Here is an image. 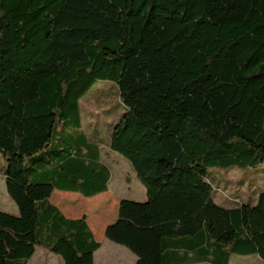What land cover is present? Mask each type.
Instances as JSON below:
<instances>
[{
  "label": "trees",
  "instance_id": "obj_1",
  "mask_svg": "<svg viewBox=\"0 0 264 264\" xmlns=\"http://www.w3.org/2000/svg\"><path fill=\"white\" fill-rule=\"evenodd\" d=\"M101 85L123 107L106 145L81 114ZM103 145L146 190L120 202L107 240L142 264H264V191L219 201L209 178L264 164V0H0L5 187L16 219L34 218L25 256L0 252V264H28L36 248L95 264L87 218L51 197L107 193Z\"/></svg>",
  "mask_w": 264,
  "mask_h": 264
},
{
  "label": "rangeland",
  "instance_id": "obj_2",
  "mask_svg": "<svg viewBox=\"0 0 264 264\" xmlns=\"http://www.w3.org/2000/svg\"><path fill=\"white\" fill-rule=\"evenodd\" d=\"M107 88V90H103ZM103 90V91H101ZM81 114L83 130L87 137L98 144H108L112 126L123 114V107L116 91L110 86H99L92 93L87 94L81 101ZM103 145V161L110 167L112 178L110 190L107 194L92 198H84L79 194H64L55 192L52 203L59 206L68 218L78 219L85 216L98 242L102 244L101 250L95 255L96 264H137L138 258L126 248L116 245L105 237L106 226L113 224L119 213V206L114 200L146 201V190L138 179L131 163L121 154L111 151ZM30 159L27 160V164ZM7 163L0 154V252L10 255L25 256L26 249L31 244V233L27 232L24 223L16 219L18 209L9 199L5 187V172ZM209 178L217 192V199L222 201L223 195L232 200L251 201L264 191V164L257 169L246 170H210ZM223 192V193H222ZM64 194L69 204L58 202L57 195ZM61 202V203H60ZM104 258V262L101 261ZM130 257V258H129ZM30 264H64L58 256L44 250L36 249ZM231 264H262L256 256H234Z\"/></svg>",
  "mask_w": 264,
  "mask_h": 264
},
{
  "label": "crops",
  "instance_id": "obj_3",
  "mask_svg": "<svg viewBox=\"0 0 264 264\" xmlns=\"http://www.w3.org/2000/svg\"><path fill=\"white\" fill-rule=\"evenodd\" d=\"M103 155V149L101 148V156ZM102 160H103V157H102ZM104 162V161H103ZM105 163V162H104ZM109 190H110V186H109ZM55 192H60V193H64V194H71V193H73V192H67V191H60V190H55L54 192H53V194H52V196L54 195V193ZM109 192V191H108ZM107 192V193H108ZM107 193H105V194H107ZM64 194H58L57 196V200H58V202L59 201H61L63 204L62 205H64L65 203H67V204H69L70 202H68V201H66V197L67 196H65ZM74 194H79V193H74ZM80 196H82L81 194H79ZM101 195H103V194H101ZM100 196V195H99ZM83 197V196H82ZM85 198V197H84ZM51 199H52V197H51ZM115 201V203L119 206V204H120V202H121V200H114ZM60 202V203H61ZM51 203H52V201H51ZM53 204V203H52ZM55 205V204H54ZM55 206H57V205H55ZM58 208H59V206H57ZM60 209V208H59ZM61 210V209H60ZM62 211V210H61ZM63 212V211H62ZM64 213V212H63ZM65 214V213H64ZM3 215H5V213L4 212H0V217H2ZM66 216V215H65ZM67 217V216H66ZM71 219V218H70ZM79 219V218H78ZM88 221V220H87ZM20 222H22V223H24L25 225H26V227H27V232H30L31 233V237H32V230H33V227H34V218H31V219H29V220H27V221H20ZM106 228H107V226H106ZM105 231H106V229H105ZM33 240V239H32ZM31 243H32V241H31ZM102 245V244H101ZM102 248V247H101ZM101 248H100V250H101ZM36 249H41V248H36ZM98 252V251H97ZM96 252V253H97ZM95 253V254H96ZM95 256L96 255H94V259L96 260V258H95ZM34 258V256L32 257V259ZM130 258V257H129ZM32 259L29 261V263L28 264H30V262L32 261ZM103 260H105L104 258H102L101 257V263L102 262H104ZM136 263L137 264H142L139 260L138 261H136ZM95 264H96V261H95Z\"/></svg>",
  "mask_w": 264,
  "mask_h": 264
}]
</instances>
